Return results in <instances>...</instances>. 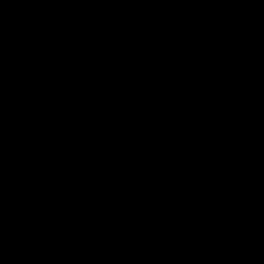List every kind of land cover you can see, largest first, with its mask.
Here are the masks:
<instances>
[{"label":"water","instance_id":"1","mask_svg":"<svg viewBox=\"0 0 264 264\" xmlns=\"http://www.w3.org/2000/svg\"><path fill=\"white\" fill-rule=\"evenodd\" d=\"M0 264H264V0H0Z\"/></svg>","mask_w":264,"mask_h":264}]
</instances>
